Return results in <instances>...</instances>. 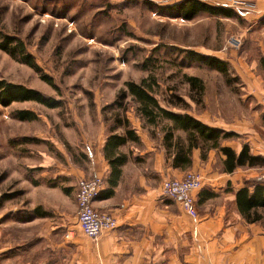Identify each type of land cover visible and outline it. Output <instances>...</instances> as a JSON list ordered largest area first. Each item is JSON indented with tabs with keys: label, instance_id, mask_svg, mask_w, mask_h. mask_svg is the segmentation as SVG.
I'll return each mask as SVG.
<instances>
[{
	"label": "crops",
	"instance_id": "0c3cea01",
	"mask_svg": "<svg viewBox=\"0 0 264 264\" xmlns=\"http://www.w3.org/2000/svg\"><path fill=\"white\" fill-rule=\"evenodd\" d=\"M237 1L254 8L219 6L234 10L236 16L225 19L241 21L235 30L258 43L263 55L259 64L264 67V0ZM226 66V72L215 73L230 89V98L224 107L216 95L214 116L190 111L193 105L188 102L184 110L160 104L229 134L218 140V147L208 149L198 139L191 147L190 165L175 167L174 154L180 148L186 153L190 146L188 133L174 131L165 150L159 128L126 112L137 142L127 141L119 148L127 161L111 178L103 148L109 133L124 135V125L113 120L107 128L102 123L100 138L79 152L73 149L79 147L77 142L66 141L69 169L58 168L59 182L29 181L0 199V264H264V77L255 62L244 64L243 71ZM223 148L235 158L244 153L243 164L226 165ZM187 172L201 177V188L192 194L196 217L179 201L160 196L164 180L181 179ZM95 176L103 178L104 186L93 207L111 215L117 225L93 240L78 227L73 191L80 179ZM109 178L116 184L109 185Z\"/></svg>",
	"mask_w": 264,
	"mask_h": 264
},
{
	"label": "rangeland",
	"instance_id": "374dc122",
	"mask_svg": "<svg viewBox=\"0 0 264 264\" xmlns=\"http://www.w3.org/2000/svg\"><path fill=\"white\" fill-rule=\"evenodd\" d=\"M182 1L0 0V44L4 36L21 40L41 74L56 87L2 50L0 80L61 102L55 109L35 102L0 105V199L6 200L29 181L59 182L58 168L69 169L66 141L77 142L79 147L73 149L79 152L100 138L102 123L111 128L116 114L120 120L126 112L135 116L130 97L125 111L109 107L125 82L154 79L158 85L154 96L166 107L174 104L184 110L188 102L193 105L187 108L190 111L214 116L216 95L226 107L230 89L220 74L189 59L186 52L226 59L231 71L233 67L243 71L244 64L255 62L264 77L261 47L235 30L239 19L233 23L206 13L185 19L171 7ZM187 77L201 78V96ZM18 110L31 111L38 119L19 121L14 116ZM80 167L85 169L82 162Z\"/></svg>",
	"mask_w": 264,
	"mask_h": 264
},
{
	"label": "trees",
	"instance_id": "16d2710c",
	"mask_svg": "<svg viewBox=\"0 0 264 264\" xmlns=\"http://www.w3.org/2000/svg\"><path fill=\"white\" fill-rule=\"evenodd\" d=\"M171 7L172 10L177 11L179 15L185 19H192L199 13H206L209 16L228 19L236 16L234 10L220 7L219 5H208L199 0H185L175 3ZM262 22L264 23V20ZM0 50L7 53L12 58L18 59L20 63L30 67L36 73H39L42 81L49 86L53 88L56 87L49 76L41 74V70L37 66L34 57L26 51L24 43L21 40L14 37L4 36L0 44ZM186 55L189 59L203 63L206 66L215 69V71L221 73L226 72V63L220 61L218 58L196 52H186ZM261 63L264 65V62L261 61ZM187 81L191 89L195 90L201 96L204 90L201 80L196 77H187ZM155 88H158V85L152 78L144 79L140 83H134L132 81L125 82L124 88L119 90L115 100L109 107L116 112L120 110L125 111L127 106L126 100L130 97L131 101L136 105L134 110L135 114L139 115V118L142 119L145 124L154 128H159L160 131L163 132L165 150H167L168 141L170 142L173 140L174 131H186L190 140V146L186 153H183V148H180L179 151L174 154L173 166L188 167L190 165L191 147L198 145V139L209 149L218 147V140L220 138L230 136L220 130L202 124L189 115L176 114L169 111L167 108L162 107L154 96ZM24 102H35L49 109L59 108L61 104L59 100L45 96L38 90L28 88L21 84H14L5 80H0L1 106L8 107L13 103ZM14 116L19 121H35L38 119L35 113L28 110H18L15 112ZM118 117V114H116L114 123L124 125L125 133L124 135L109 133L103 148V155L111 167V178H113L114 175L120 174V167L127 161L126 155L119 153V148L127 141L137 142L135 132L130 127L128 120L125 119L122 122ZM221 150L227 155L225 164L230 168H234L235 164H243L244 153H241L238 158H235V155L229 149L223 148ZM111 178L108 180L109 185L116 184Z\"/></svg>",
	"mask_w": 264,
	"mask_h": 264
},
{
	"label": "built area",
	"instance_id": "2783aa9c",
	"mask_svg": "<svg viewBox=\"0 0 264 264\" xmlns=\"http://www.w3.org/2000/svg\"><path fill=\"white\" fill-rule=\"evenodd\" d=\"M215 5H224L241 11H252L254 5L237 0H215ZM221 2V3H220ZM264 108V100H263ZM103 178L95 176L82 178L77 182L75 195L77 211L76 219L81 232L88 238L96 240L103 232L116 228L115 218L107 213L97 211L93 202L103 189ZM201 188V177L194 172H187L181 179H166L160 186V196L177 200L191 217H196L192 194Z\"/></svg>",
	"mask_w": 264,
	"mask_h": 264
}]
</instances>
